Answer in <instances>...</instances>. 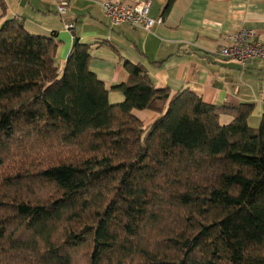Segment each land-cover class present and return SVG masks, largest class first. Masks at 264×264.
Here are the masks:
<instances>
[{
	"label": "trees",
	"instance_id": "obj_1",
	"mask_svg": "<svg viewBox=\"0 0 264 264\" xmlns=\"http://www.w3.org/2000/svg\"><path fill=\"white\" fill-rule=\"evenodd\" d=\"M57 46L0 24V264H264V101L254 125L252 104L125 61L110 103L90 45L75 37L61 73Z\"/></svg>",
	"mask_w": 264,
	"mask_h": 264
},
{
	"label": "crops",
	"instance_id": "obj_2",
	"mask_svg": "<svg viewBox=\"0 0 264 264\" xmlns=\"http://www.w3.org/2000/svg\"><path fill=\"white\" fill-rule=\"evenodd\" d=\"M102 1L69 0L60 16L55 0H0V24L15 18L32 34H54L59 73L75 37L89 44L90 70L109 91L110 103L123 99L111 87L126 82L124 62L130 61L141 64L156 87H168L171 93L188 89L208 104H252L251 123L256 124L263 113L264 61L241 70L215 52L241 27L264 39V0H174L166 11L167 0H150L148 15L161 16L162 22L149 32L127 24L111 26ZM65 21L72 26L66 28ZM132 113L144 125L158 116L146 109Z\"/></svg>",
	"mask_w": 264,
	"mask_h": 264
},
{
	"label": "built area",
	"instance_id": "obj_3",
	"mask_svg": "<svg viewBox=\"0 0 264 264\" xmlns=\"http://www.w3.org/2000/svg\"><path fill=\"white\" fill-rule=\"evenodd\" d=\"M56 10L60 16L65 15L69 0H55ZM101 7L111 26L127 24L149 32L162 22V17H150V0H103ZM66 28L72 23L64 22ZM227 43L218 47L217 56L235 61L241 70H246L255 61H264V39H260L253 29L241 27L228 34Z\"/></svg>",
	"mask_w": 264,
	"mask_h": 264
},
{
	"label": "rangeland",
	"instance_id": "obj_4",
	"mask_svg": "<svg viewBox=\"0 0 264 264\" xmlns=\"http://www.w3.org/2000/svg\"><path fill=\"white\" fill-rule=\"evenodd\" d=\"M230 119V117L228 115H221L220 117V122L222 124L226 123L228 120Z\"/></svg>",
	"mask_w": 264,
	"mask_h": 264
}]
</instances>
